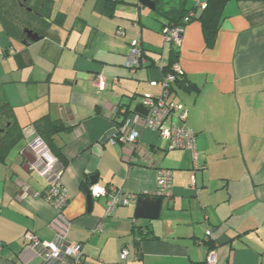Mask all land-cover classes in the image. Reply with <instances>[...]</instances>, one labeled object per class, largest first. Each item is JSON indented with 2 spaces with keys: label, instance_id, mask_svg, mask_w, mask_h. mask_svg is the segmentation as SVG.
<instances>
[{
  "label": "crops",
  "instance_id": "crops-1",
  "mask_svg": "<svg viewBox=\"0 0 264 264\" xmlns=\"http://www.w3.org/2000/svg\"><path fill=\"white\" fill-rule=\"evenodd\" d=\"M153 9L119 0L109 17L97 0H53L51 19L62 13V23L28 43L11 38L0 21V101L21 127L0 160V264H40L38 256H21L24 234L51 240L58 230L27 148L37 137L32 122L45 114L71 127L54 143L66 161L62 221L67 241L84 245L80 264H205L208 240L215 264H264V0H229L211 47L198 20L183 28L177 63L193 86L173 94L196 134L197 167L189 150L169 149L156 130H143L136 146L109 141L118 106L138 113L143 94L160 93L151 82L162 71L153 62L166 64L169 47ZM134 38L145 56L131 72L123 63ZM97 74L102 90L93 85ZM159 168L171 170L172 186L157 218H135V203L103 217L104 197L88 210L92 185L153 195ZM134 227L147 232L138 248Z\"/></svg>",
  "mask_w": 264,
  "mask_h": 264
},
{
  "label": "built area",
  "instance_id": "built-area-1",
  "mask_svg": "<svg viewBox=\"0 0 264 264\" xmlns=\"http://www.w3.org/2000/svg\"><path fill=\"white\" fill-rule=\"evenodd\" d=\"M195 6L199 9H204L206 3L197 0ZM187 20L188 17L185 18V22ZM183 28V26L164 28L162 33L165 43H172L178 47L181 43ZM121 33H123L122 30H117V34ZM2 56L0 55V60ZM142 62L141 45L138 39L134 38L129 44L123 65L126 69L133 72ZM155 65L162 70L164 63L162 60H158ZM172 71L178 74L182 73V69L178 63L172 66ZM174 80V74H168L162 76L158 81H152V84L159 87L160 93L155 96L145 93L141 96L140 103L146 110V113L143 115L141 113H131L124 117L119 125L113 122V130L110 133L109 141L112 144L124 143L136 146L143 130H156L168 141L169 149L189 150L192 153L194 166L197 167L196 134L186 124V106L175 100L174 94L170 89V85ZM93 85L99 90L105 88V79L102 74H97L94 77ZM119 112L123 114L125 113V109L120 108ZM167 119H170L169 124L165 123ZM27 148L34 158L31 167L47 183L46 189L39 195L56 209L58 216L54 219L53 224L58 230L51 240H41L33 233L26 232L24 234L25 245L21 256L24 258L27 257V254H30L29 257L38 256L41 258L40 264H80L83 258L84 245L78 242L71 243L67 241V225L63 223L61 216L62 210L69 200V194L63 189L60 180L64 166L52 155L46 144L38 136L29 142ZM171 186V170L169 168H159L157 170V185L153 195L168 198L171 195ZM89 194L92 199L100 197L106 199L103 217L110 216L119 206L134 203L137 198V195L124 193L113 186L101 187L92 185L89 187ZM100 226L97 225L99 230H101ZM211 234L210 229H207L206 236L209 237ZM127 255L128 247L125 246L121 249L119 258L125 260ZM205 264H215L212 250L207 254Z\"/></svg>",
  "mask_w": 264,
  "mask_h": 264
},
{
  "label": "trees",
  "instance_id": "trees-1",
  "mask_svg": "<svg viewBox=\"0 0 264 264\" xmlns=\"http://www.w3.org/2000/svg\"><path fill=\"white\" fill-rule=\"evenodd\" d=\"M119 0H97L102 3L107 16L113 15L114 5ZM229 0H207L206 7L199 9L197 6H187L188 0H153L154 12L160 22L161 32L164 28L185 26L187 23L198 20L201 24L205 44L211 47L214 44L217 31L219 29L222 11ZM53 0H0V21L6 33L14 39H20L24 43L33 41L29 37L36 34L39 38L52 23L61 24L64 14H57L51 19ZM23 13V16H19ZM191 14V15H189ZM188 17L187 22L185 18ZM22 26V27H21ZM163 34V33H162ZM167 63L162 68V76L174 74L175 80L170 85L174 92L177 88H192V83L181 74L174 73L172 66L178 62V47L168 43ZM142 50V60L144 62V50ZM158 61V60H157ZM142 63L137 68L142 66ZM155 65L156 61L153 62ZM156 66V65H155ZM124 108L125 113L120 114L119 109ZM131 114L128 108L118 106L112 122L119 125L122 119ZM36 135L46 144L53 156L64 166L66 161L62 159L60 149L54 143V137L62 131L70 130L71 127L61 119L53 118L50 114H45L32 122ZM21 136V127L14 119L12 106L6 101H0V160H3L7 150ZM43 193V192H42ZM137 233L135 245L138 248L139 241L147 232L134 227ZM208 250L214 248V242L208 240Z\"/></svg>",
  "mask_w": 264,
  "mask_h": 264
},
{
  "label": "water",
  "instance_id": "water-1",
  "mask_svg": "<svg viewBox=\"0 0 264 264\" xmlns=\"http://www.w3.org/2000/svg\"><path fill=\"white\" fill-rule=\"evenodd\" d=\"M140 4L149 8H154V2L152 0H139ZM29 37L31 40L36 41L39 39V37L36 34H31L29 31ZM136 112L145 114L146 110L141 104H138L135 109ZM91 182H95L96 175H93L90 177ZM162 197L161 196H155V195H137V198L135 200V209H134V217L135 218H144V219H155L158 217L160 208L162 205ZM92 203V197L88 193L87 195V204H88V210H90V206Z\"/></svg>",
  "mask_w": 264,
  "mask_h": 264
},
{
  "label": "rangeland",
  "instance_id": "rangeland-1",
  "mask_svg": "<svg viewBox=\"0 0 264 264\" xmlns=\"http://www.w3.org/2000/svg\"><path fill=\"white\" fill-rule=\"evenodd\" d=\"M23 16V13H21V15L19 16L20 18ZM22 27V26H21Z\"/></svg>",
  "mask_w": 264,
  "mask_h": 264
}]
</instances>
